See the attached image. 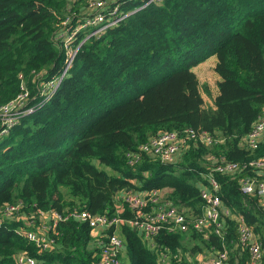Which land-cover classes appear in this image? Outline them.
I'll return each mask as SVG.
<instances>
[{
    "label": "trees",
    "instance_id": "1",
    "mask_svg": "<svg viewBox=\"0 0 264 264\" xmlns=\"http://www.w3.org/2000/svg\"><path fill=\"white\" fill-rule=\"evenodd\" d=\"M140 2L125 0L123 10L133 12L85 41L50 100L0 136V205L23 201L31 219L39 209L75 208L133 219L135 210L123 201L117 211L118 192L158 189L170 190L167 198L188 217H199L201 189L209 185L216 158L243 166L264 156V143L246 147L264 108V0H162L139 8ZM91 12L88 0H0V107L22 83L33 97L61 73L65 56L54 35L68 15L76 22ZM214 55L221 80L214 106H207L193 68ZM187 128L224 142L187 138L173 162L144 155L128 164L127 153L140 144ZM255 174L249 167L213 173L225 206L245 215L264 246V207L256 194L241 190V180ZM19 224L0 226V264H20L23 251L37 264L99 261L101 248L87 222H59L55 245L46 251L16 234ZM225 225L224 239L211 226L162 229L149 241L127 222L119 232L128 264H197L198 255L224 249L225 264H251L249 251L237 243L235 220Z\"/></svg>",
    "mask_w": 264,
    "mask_h": 264
},
{
    "label": "built area",
    "instance_id": "2",
    "mask_svg": "<svg viewBox=\"0 0 264 264\" xmlns=\"http://www.w3.org/2000/svg\"><path fill=\"white\" fill-rule=\"evenodd\" d=\"M125 0H88L91 13L81 21L74 22L72 15H68L64 21V27L54 35V41L64 52L63 70L53 79L39 85V101L35 103L38 95L31 97L29 89L24 83L21 85L20 93L0 107V136L8 135L11 130L20 124L22 118L35 112L45 105L56 92L59 85L74 65L75 59L81 46L91 37L98 38L108 28L121 23L126 16L133 11H124ZM138 1V0H136ZM139 8H144L162 0H140ZM137 10V9H136ZM22 77V75H21ZM194 139L206 145L224 142V139L216 138L207 131H198L187 128L184 132L164 131L150 140L140 144L135 150L127 153V162L134 166L138 164L144 155H151L163 162H173L177 159L185 141ZM264 143V108L258 117L254 127L246 137V147L251 150L258 149ZM216 157L211 155L210 159ZM216 166L208 175L209 185L201 189V197L204 201L203 215L199 217H188L183 209L178 208L170 199L164 197V190L153 189L148 192H125L123 203L128 204L136 212L133 219H124L120 215H110L108 212L92 214L88 210L77 208L67 213H60L54 209L36 210L33 219L23 212L25 204L23 201L0 205V226L15 220L21 222L14 228V232L25 237L39 248L40 251L52 249L55 238L52 233L61 221L77 219L87 222L93 230L103 229V232L95 238L99 244L100 258L96 264H126L123 261V249L126 246L124 238L120 235L121 225L130 223L148 241L153 239L160 230L166 229L170 232L177 230L188 231L190 228L202 230L211 226L214 233L224 239L225 221L233 219L236 223L238 233L237 243L249 251L251 264H264V246L253 226L249 224L242 213H235L231 208L225 206L218 195L220 184L214 177V172L232 173L241 168L249 167L258 174L245 177L241 180V190L247 195L256 194L260 204L264 207V156L252 158L243 166L222 158H216ZM50 217L49 223L41 222L36 227V217ZM93 232V231H92ZM228 251H218L206 264H225L228 259ZM168 255L163 256L166 262ZM20 264H37L38 259L23 251L17 255Z\"/></svg>",
    "mask_w": 264,
    "mask_h": 264
},
{
    "label": "crops",
    "instance_id": "3",
    "mask_svg": "<svg viewBox=\"0 0 264 264\" xmlns=\"http://www.w3.org/2000/svg\"><path fill=\"white\" fill-rule=\"evenodd\" d=\"M207 60L200 63L199 65L195 66L194 68H196V70H194V68H193V70L198 75L200 85H201V92H202V95L204 97L206 105L207 106H214L215 98L219 94L218 82L221 80V77L215 71V66H216V62L218 61V58H217L216 62L213 60L212 56L210 58H208ZM205 87H207L208 92L206 91ZM108 171H110V169ZM130 191L131 190L128 189L124 192L123 191L118 192V194H117L118 202L116 204L117 211H119V212L122 211L123 203L121 201H123V196H124L125 192H130ZM168 191H170V190H164L163 192L166 193ZM131 192H133V191H131ZM135 192L144 193L141 191H135ZM39 220L42 222H45V223H49V221H51L50 217H48V216L41 217ZM101 232H103V229H101V228H97V229L93 230V232H92L93 239L95 240V238L99 234H101ZM126 253H127V248L125 246V248L123 249L122 258L124 257V255L127 256ZM213 256L205 257L203 254H200L196 257L197 258V264H206L209 261V259H211ZM204 258H208V259L205 261Z\"/></svg>",
    "mask_w": 264,
    "mask_h": 264
},
{
    "label": "rangeland",
    "instance_id": "4",
    "mask_svg": "<svg viewBox=\"0 0 264 264\" xmlns=\"http://www.w3.org/2000/svg\"><path fill=\"white\" fill-rule=\"evenodd\" d=\"M212 58H213V60L216 62L217 61V57L216 56H212ZM208 61V60H207ZM217 63V62H216ZM194 70H196V68H194ZM217 73V72H216ZM218 74V73H217ZM208 99V98H207ZM103 169H105V170H109V168L108 167H106L105 165L104 166H101ZM168 193H169V191L168 192H164V194H163V196L164 197H168L169 195H168ZM36 227H39V226H41V222L38 220L37 222H36ZM126 255H127V253H126ZM123 260H124V262L125 263H129V258H128V256H125L124 255V257H123Z\"/></svg>",
    "mask_w": 264,
    "mask_h": 264
}]
</instances>
